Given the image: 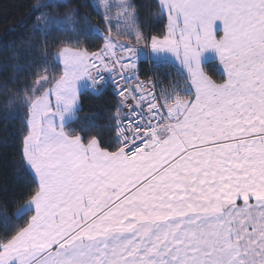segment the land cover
I'll return each mask as SVG.
<instances>
[{
	"label": "snow or ice",
	"instance_id": "snow-or-ice-1",
	"mask_svg": "<svg viewBox=\"0 0 264 264\" xmlns=\"http://www.w3.org/2000/svg\"><path fill=\"white\" fill-rule=\"evenodd\" d=\"M157 6L167 24L150 37L151 50L158 60L174 54L185 84L159 95L117 84L114 143L82 137L66 118L82 89L102 87L90 60L109 69L107 53L118 47L110 71L131 79L125 70L137 67V50L116 43L131 29L114 38L109 14L118 8L135 23L129 0L102 5L109 35L99 53L63 49L62 72L19 97L26 111L14 163L29 190L16 213H0V264H264V0ZM57 23L41 12L34 27L46 33ZM209 50L220 83L201 67ZM24 209L29 218L13 223Z\"/></svg>",
	"mask_w": 264,
	"mask_h": 264
},
{
	"label": "trees",
	"instance_id": "trees-1",
	"mask_svg": "<svg viewBox=\"0 0 264 264\" xmlns=\"http://www.w3.org/2000/svg\"><path fill=\"white\" fill-rule=\"evenodd\" d=\"M95 1L98 0H0V213L9 216L16 213L26 203L23 197L29 190L19 164L14 163L19 159L18 134L22 132L26 111L19 97L41 78L57 70L62 72L56 54L63 48L84 49L91 54L103 49L104 37L109 34ZM40 2L51 6L36 11L34 6ZM130 3L136 7L139 18L130 25L131 38L120 37L116 41L145 49L152 35L161 37L167 19L157 0H130ZM41 12H48L59 22L46 33L34 27ZM114 20L111 35L115 38L121 30ZM137 31L142 32L139 43L135 40ZM137 67L139 78L153 84L155 95L172 85L183 90L186 74L174 63L144 59L137 61ZM204 70L215 82L223 81L215 63H207ZM118 106V96L110 86L98 92L84 90L79 94L77 117L67 127L82 137L96 136L114 143L113 116ZM3 116L8 119H2ZM29 215V212L22 214L13 223L23 224Z\"/></svg>",
	"mask_w": 264,
	"mask_h": 264
},
{
	"label": "crops",
	"instance_id": "crops-1",
	"mask_svg": "<svg viewBox=\"0 0 264 264\" xmlns=\"http://www.w3.org/2000/svg\"><path fill=\"white\" fill-rule=\"evenodd\" d=\"M166 16V15H165ZM167 19V18H166ZM217 30H218V32H219V30H220V26H219V24H218V28H217ZM222 34V33H221ZM63 49H67L68 50V55H71V54H73L74 52H76V51H84V49H76V48H70V47H67V48H63ZM62 49V50H63ZM134 49H136L137 50V56L136 57H134L133 59H134V61H138V60H144V59H150V60H153V61H169V62H172V63H174L176 66H178L179 68H181V66H180V64H179V61L178 60H176L175 59V56H174V54H172V53H168L167 54V59H165V60H158L157 59V55L156 54H154L153 52H152V50H151V39H149V41H148V44H147V47L145 48V49H137V48H134ZM62 50H60L57 54H56V60L58 61V63H60V65L62 66V70H63V59L61 58V59H57L58 57H59V55H60V53H61V51ZM113 52H117L115 49L114 50H112V53ZM119 52V51H118ZM88 53V52H87ZM88 55H89V57H91V53H88ZM90 63H96V65H97V67H99L98 65H99V62H98V60H90ZM207 63H215L216 64V66L219 68V70L222 72V74H223V70H222V65L220 64V62H219V59H218V57L212 52V51H207L205 54H204V59L202 60V64H201V67H202V70H203V72L209 77V78H211L206 72H205V70H204V65H206ZM93 72H94V70L92 71V75H93ZM185 73V72H184ZM186 74V73H185ZM212 79V78H211ZM213 80V79H212ZM214 81V80H213ZM144 84V86H143V89H144V93H145V95L148 93V92H152L153 94H154V91H153V84L152 83H150V82H144L143 83ZM104 87H100L99 88V90H97V91H95V92H98V91H100V90H102ZM84 90H92V89H82L81 90V92L82 91H84ZM147 90V91H146ZM80 92V93H81ZM52 104L54 105L55 104V98H54V96L52 97ZM78 110H79V98H78V108H77V110L75 111V113H74V115L73 116H70V117H67L66 118V126L70 123V122H72L76 117H77V114H78ZM238 203H239V201H238ZM27 212H29L27 209H24L21 213H20V215H22V214H25V213H27Z\"/></svg>",
	"mask_w": 264,
	"mask_h": 264
},
{
	"label": "built area",
	"instance_id": "built-area-1",
	"mask_svg": "<svg viewBox=\"0 0 264 264\" xmlns=\"http://www.w3.org/2000/svg\"><path fill=\"white\" fill-rule=\"evenodd\" d=\"M133 62L137 65V62L134 61V59H133ZM117 67H119V65H117ZM110 69H111V62L109 61V69H100V66H99L93 72L94 76L97 74V71H100L101 74L104 76L102 87L110 86L116 92L117 84H118L119 87L121 88H128L129 90L137 89V95L141 93L145 94L144 89H143L144 81H142L139 78L138 67H136L135 69L129 67V69L125 70V74L131 76V79L128 81L127 84H125L124 81L120 79V77L116 73L110 71ZM126 95H128V93H126ZM118 99H119V104H120L121 97L118 96ZM124 111H128V109H125Z\"/></svg>",
	"mask_w": 264,
	"mask_h": 264
},
{
	"label": "rangeland",
	"instance_id": "rangeland-1",
	"mask_svg": "<svg viewBox=\"0 0 264 264\" xmlns=\"http://www.w3.org/2000/svg\"><path fill=\"white\" fill-rule=\"evenodd\" d=\"M105 2H107V3H109V4H113V5H118V4H120V3H122L123 2V0H98V1H95V4L97 5V8H98V10H100L102 13H104L106 10L102 7V5L105 3ZM129 2H130V0H129ZM112 17H114L115 18V22H116V20L117 19H119L120 20V24L119 25H117V26H120V30L121 31H123V32H125L126 34L127 33H129V29H132V27L130 26V25H132L133 23L132 22H130V21H128V20H126L124 17H125V13H123L120 9H118V8H112V10H111V12L109 13ZM132 32V31H131ZM130 32V33H131ZM127 39V38H126ZM125 38H124V40H126ZM116 43H117V45H119L120 43H119V41H116ZM123 43H127V42H125V41H123ZM132 45V44H131ZM134 48H137V49H142V47H140V46H134V45H132ZM117 52H115V55H113V53H112V51H110V52H108L107 53V55L111 58L109 61L111 62L112 60H115V59H117L119 56H120V50H119V48L117 47L116 49H115ZM119 51V52H118ZM147 91V90H146ZM121 115H123V113L121 114Z\"/></svg>",
	"mask_w": 264,
	"mask_h": 264
}]
</instances>
